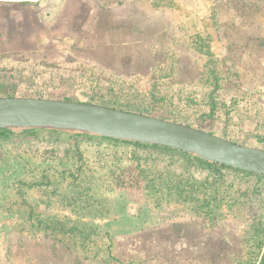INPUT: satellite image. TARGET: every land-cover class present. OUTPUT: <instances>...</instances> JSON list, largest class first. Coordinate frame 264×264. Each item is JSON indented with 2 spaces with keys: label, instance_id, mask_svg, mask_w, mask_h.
<instances>
[{
  "label": "rangeland",
  "instance_id": "1",
  "mask_svg": "<svg viewBox=\"0 0 264 264\" xmlns=\"http://www.w3.org/2000/svg\"><path fill=\"white\" fill-rule=\"evenodd\" d=\"M21 1L39 0H0V97L139 113L264 151V0L238 3L261 23L238 34L214 0L5 4ZM9 133L0 264H260L264 180L222 173L203 196L190 184L214 176L181 152Z\"/></svg>",
  "mask_w": 264,
  "mask_h": 264
},
{
  "label": "water",
  "instance_id": "2",
  "mask_svg": "<svg viewBox=\"0 0 264 264\" xmlns=\"http://www.w3.org/2000/svg\"><path fill=\"white\" fill-rule=\"evenodd\" d=\"M0 130L49 131L171 148L208 163L264 176V151L202 130L99 105L0 97Z\"/></svg>",
  "mask_w": 264,
  "mask_h": 264
},
{
  "label": "trees",
  "instance_id": "3",
  "mask_svg": "<svg viewBox=\"0 0 264 264\" xmlns=\"http://www.w3.org/2000/svg\"><path fill=\"white\" fill-rule=\"evenodd\" d=\"M40 1V0H39ZM39 1L37 2H28V1H21V2H6L5 4H9V3H18L17 5H32V6H36L39 5ZM242 0H214L215 4H219L222 7V12H221V17L225 18L226 20L229 21V24L231 26V33L232 32H236V34H238L237 32H242V31H247L250 32L249 29H254V28H260L261 23H247L245 17H247L248 14V10L245 9V5H241L238 4L240 3ZM212 3V0L211 2ZM1 4H4L3 2ZM137 4V3H136ZM240 5V6H239ZM92 9V8H91ZM257 9V8H255ZM243 11V12H242ZM219 12V11H218ZM215 15V12H214ZM23 17V16H22ZM24 19V17H23ZM20 28V27H19ZM19 28H16V30H19ZM231 36L234 37V35L231 34ZM237 38H231V43L230 42H225L226 43V52L227 53V57L231 54L232 50H231V46H232V42H236ZM226 41V40H225ZM238 43V41H237ZM243 48V56L245 55L248 59L253 56L255 54L254 47H255V43L252 45V47L247 44L242 45ZM257 48V47H256ZM258 48H261L260 46ZM260 50H264V49H260ZM258 50V51H260ZM36 131H29V134L35 133ZM9 132L7 131H3L0 130V136L1 137H7L9 136ZM115 142H119V141H115ZM128 144L131 145H135V146H149V147H155V148H161L164 149L166 151H176L173 150L171 148H167V147H162V146H156V145H149V144H142V143H131V142H127ZM179 152V151H177ZM182 154L190 157L191 160L195 161L197 167L204 169L206 171H208L209 173H211L214 177H208L205 178V180L201 181L200 183H196V184H190V188L191 189H196L198 192H202L203 196L207 195V190L209 189L207 185H211L214 183V179L216 180V178H218V175L225 173V174H229L230 176H233L235 178H240V179H261L264 180V176H259V175H255L252 173H248V172H244V171H240V170H236L233 168H229L227 166L224 165H219V164H215V163H208L206 161L200 160L198 158H193L183 152H181ZM201 203L206 206L209 207L211 205V203L208 200H205V198L202 199ZM264 263V255L261 257L260 260V264Z\"/></svg>",
  "mask_w": 264,
  "mask_h": 264
}]
</instances>
